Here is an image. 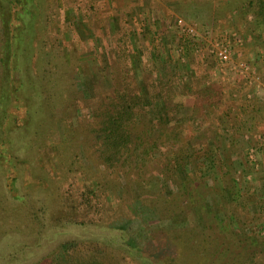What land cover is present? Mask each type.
I'll return each instance as SVG.
<instances>
[{
    "label": "rangeland",
    "instance_id": "rangeland-1",
    "mask_svg": "<svg viewBox=\"0 0 264 264\" xmlns=\"http://www.w3.org/2000/svg\"><path fill=\"white\" fill-rule=\"evenodd\" d=\"M242 3L63 0L55 15L60 24L75 21L82 27L85 13L91 16L89 34L74 38L81 67L76 81L84 96L115 90L124 70L117 44L133 31L130 39L139 50L125 66L126 79L156 96L171 89V100L142 105L140 114L151 113L156 129L138 168L103 164L89 132L90 108L82 106L75 134L84 158L74 172L78 182L42 168L35 175L22 169L15 187L0 178V215L11 216L9 229L12 220H30L32 207L42 201L53 207L42 239L36 231H25L27 237L18 230L0 237V264H37L60 247L116 241L121 234L120 252L132 242L150 251L153 264H264V33L258 37L253 30L251 14L242 16ZM178 20L195 35L180 29ZM225 45L227 65L217 57ZM166 108L170 121L163 119ZM84 184L98 197L80 198ZM24 188L30 189L25 207L15 197ZM79 201L104 205L102 217L86 218ZM68 202L78 207L75 222L95 220L64 221L65 228L53 229ZM192 248L210 257L199 259L202 253L193 256ZM17 250L24 254L14 262Z\"/></svg>",
    "mask_w": 264,
    "mask_h": 264
},
{
    "label": "trees",
    "instance_id": "trees-1",
    "mask_svg": "<svg viewBox=\"0 0 264 264\" xmlns=\"http://www.w3.org/2000/svg\"><path fill=\"white\" fill-rule=\"evenodd\" d=\"M62 2L0 0V178L10 181L13 187L21 185L22 169H31L34 175L41 168L48 169L54 174L62 173L64 179L73 178L72 181L78 182L79 177L74 172L81 167L80 161L84 158L75 134L79 118L77 113L82 106L90 108L93 121L89 122V132L93 135L103 164L106 167L130 170L140 167V157L150 148V139H154L156 129V118L151 120V113L147 111L148 116L140 114L141 110L146 109L142 105H149L162 98L171 100V89L156 96V91L149 93L144 86L141 92L139 84L126 79L125 66L139 50V45L130 39V36L135 37L133 31L117 44L124 70L116 79L119 83L115 90L112 93L97 91L94 95L84 96L76 81V74L81 67L74 38L79 34H89L91 16L88 11L85 13L82 27L75 21L60 24L55 15ZM242 2V16H253L251 25L259 37L264 33V0ZM154 56L152 59L156 60ZM167 109L163 119L170 121ZM83 186L80 198L86 199V195L96 192L93 188L88 189V185ZM29 191V188H24L18 194L15 193L23 207L30 199H26ZM42 202L43 205L35 209L32 207V218L26 223L17 224L12 220L11 229L5 224L10 222L11 216L2 212L0 237L13 230H18L19 233H15L19 235L25 231L35 235L36 231V238L40 236L39 239L46 236L48 230L45 225L53 207L50 209L46 201ZM79 204L84 208L86 218H91L93 213L96 219L102 217L104 205L96 207L92 201H79ZM64 209L58 214L61 217L56 216L55 222L58 225L53 229L65 228L61 224L64 221L78 225L95 220L92 218L75 222L73 219L76 214L73 213L78 212L76 202H68ZM124 241L125 235L121 234L116 241L106 238L99 242L87 241L83 245L73 243L71 246L60 247L37 264H153L147 254L150 251H145L144 247H134L132 242L128 245L130 250L120 252ZM192 251L196 252H192L193 256L202 253L199 256L201 258L197 256L199 259L210 257L204 251L197 252V248H192ZM23 254V251L19 253L17 250L10 260L16 262ZM119 254L122 261L119 260ZM221 262L223 259H219Z\"/></svg>",
    "mask_w": 264,
    "mask_h": 264
},
{
    "label": "built area",
    "instance_id": "built-area-1",
    "mask_svg": "<svg viewBox=\"0 0 264 264\" xmlns=\"http://www.w3.org/2000/svg\"><path fill=\"white\" fill-rule=\"evenodd\" d=\"M177 25L180 29L187 32L190 36L195 35V29L191 26H186L182 20H178ZM217 57L222 64L227 65L230 63L231 57H230V49H229L228 45H225L222 48H218Z\"/></svg>",
    "mask_w": 264,
    "mask_h": 264
}]
</instances>
